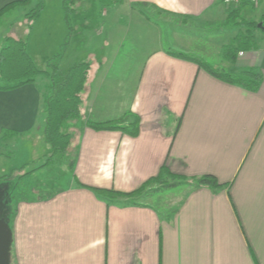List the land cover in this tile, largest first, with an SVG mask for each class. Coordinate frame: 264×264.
Listing matches in <instances>:
<instances>
[{
  "label": "crops",
  "instance_id": "obj_1",
  "mask_svg": "<svg viewBox=\"0 0 264 264\" xmlns=\"http://www.w3.org/2000/svg\"><path fill=\"white\" fill-rule=\"evenodd\" d=\"M24 1L0 0V12ZM33 1L15 6L26 7ZM102 8V17H78L75 25L66 17H47V46L31 52L27 43V52L41 70L53 59L61 65L72 33L81 29V39L88 33L94 39V34L102 37L107 27L119 32L129 25L118 13H134L129 23L148 38L142 52L128 49L125 68L142 71L137 89L128 101L116 93L86 94L88 86L98 83L100 88L105 83L126 49L113 32L106 41L111 57L91 68L82 94L89 115L97 108L100 114L96 121L87 119L71 143L68 186L49 198L18 205L10 225L11 264H264V33L254 32L256 49L243 51L234 63L224 59L226 69L214 67L235 75L249 69L260 73L259 90L251 92L172 54L206 61L203 52L196 55L197 35L217 36L215 47L221 54L246 31V26L228 25L231 12L222 0H119L108 10ZM10 9L0 17L8 16ZM239 16L245 22H259L264 3L258 8L244 6ZM44 18L41 14L32 27L45 25ZM163 25L177 36L178 45L176 41L169 45ZM60 43L63 48L58 54L53 46ZM84 55L81 62L93 57L86 51ZM99 67L103 71L108 67L103 78L92 73ZM49 86L48 79L39 77L16 90L0 91V143L45 132ZM127 113L140 119L136 137L87 126L88 121L118 120ZM5 133L14 137L3 139ZM50 150L49 146L48 154ZM164 167L185 179H165L176 185L168 192L181 196L173 206L150 202L149 193L135 202L111 201L93 190L133 193L158 177ZM208 175L221 187H197L196 180Z\"/></svg>",
  "mask_w": 264,
  "mask_h": 264
},
{
  "label": "rangeland",
  "instance_id": "obj_2",
  "mask_svg": "<svg viewBox=\"0 0 264 264\" xmlns=\"http://www.w3.org/2000/svg\"><path fill=\"white\" fill-rule=\"evenodd\" d=\"M63 1L64 0H46V7L42 12V17H45V25L39 24L36 28H33L32 24L24 18L26 17V14H28L35 7L36 0L33 1L31 5L26 7L13 6L10 9L8 16L2 18L0 17V50L6 44L4 41L5 37H14L26 41L30 45L31 52H34L35 47L39 49L42 45L47 46L48 32L46 27V18L65 17ZM102 7H105L108 10L111 6L106 7L101 3L99 4L98 2H95V0H80L75 7L76 12L70 16L73 20V24H76V21L79 19L78 17H102ZM109 11L111 13V10ZM146 13L149 17H153L151 11ZM118 14H122V18L126 17L124 18V25L128 23V27L120 29L119 32H115L113 27H107L105 31L106 33H104L102 37L99 38L97 37L98 35L96 36L94 34V39L91 38L90 33L84 34V37H82L83 39H81V29H79L77 30L78 32L72 33L70 37V44L67 47L68 54L64 58L62 64L60 65L59 60H55L52 63L59 68L60 72H66L71 67L81 63L80 58H86L84 55L86 51L88 56L92 53L93 57L82 62H92V67L95 69V65L101 66L103 61L102 58L111 57V48L107 47L106 41H108L109 37H111V33L114 32L117 39H119V44L125 42L124 44L126 45V49L122 51L118 60L119 62H117L114 66L115 68L109 70L110 73L108 74V77L105 78V83H103L100 88L98 83L92 85L91 87L88 86L89 91L87 90L86 94L91 92L93 96H95L96 93L97 96H105L116 93L119 97L124 98L123 101H128V99H131L135 94L138 81L142 74V71L139 69L129 70L125 68L128 66L127 64L130 60L128 49L133 48L136 52H142L148 45V38L145 35L139 34V32L135 30L136 28L129 23L128 17H132L135 15L134 13H122V11H120ZM107 17H119V15H110ZM244 23H246L245 26L250 24V22ZM251 23L260 24L262 23V19L259 22ZM250 27L253 28V26ZM162 28H164L163 32L166 41H168L169 45H171V42H175L177 40V36L173 34L172 30L168 28L167 25H163ZM94 30L96 32V29ZM210 35H197L194 46L196 52H198L196 55L199 56V53L203 52L202 55L208 63L205 60L203 61L207 64L220 69H226L227 67L224 62V57L222 53L220 54L217 52V48L215 47L219 38L217 36L211 37ZM62 44L60 43L58 46H53L54 49L56 48L59 50L57 52L58 54L63 48L61 47ZM142 46L143 48H141ZM145 49H147V47ZM61 55H63V53ZM109 63H111V61ZM107 70L108 67H106V70L104 71L103 67H99L92 71V73L96 72L98 77L103 78L104 75H106V72H109ZM99 80V83L101 84L103 81L102 79ZM97 88L99 89L97 90ZM99 104L100 103H98V106ZM82 110H84V112H82ZM99 111H101L100 108L95 109L94 115L91 116L89 115V109L85 108V104H82L79 119L66 123L63 127V132L73 134V142H75L79 136L77 132L81 129V125L87 119L96 121L98 115L100 114ZM49 146L50 145L47 143L45 132H42L41 135L36 132L29 137L27 136L18 140V142L13 141L0 143V213L7 218L10 225L16 217L17 208L21 202L33 200L34 198H49L57 191L64 190L68 186L70 177L68 165L72 155L68 152L66 159L56 158V160L46 166L50 158L47 152V150H49ZM4 172H16L17 175L14 176L11 174L7 177ZM21 172H24V174L29 173V175L21 177ZM158 185L159 184L156 183L147 187L137 197L140 198L142 195L144 196L149 193L150 196L146 198H148L150 202L152 200L155 201V203L161 207L173 206V204L180 200L181 196H177L176 193L171 194L170 191L168 192V188L164 191L165 188L163 186L160 188ZM143 200H145V198ZM132 201H137V198Z\"/></svg>",
  "mask_w": 264,
  "mask_h": 264
},
{
  "label": "trees",
  "instance_id": "obj_3",
  "mask_svg": "<svg viewBox=\"0 0 264 264\" xmlns=\"http://www.w3.org/2000/svg\"><path fill=\"white\" fill-rule=\"evenodd\" d=\"M29 1L30 0H25L21 3L11 4L1 11L0 15L15 5L27 4ZM79 1L80 0L63 1V9L68 23H70L71 20L70 16L76 12L75 7ZM99 2L106 7H110L118 4L119 0H99ZM247 5L248 4L244 3L240 9L232 12L230 11L229 26L240 27L246 25L243 18L239 16V12ZM45 7L46 0H37L35 7L26 15L27 20L33 25L41 16ZM260 24H262V28H259ZM260 24L250 22V24L246 26V31H241L229 46L224 47L222 49L224 59L234 63L241 52L256 49L253 34L258 30L264 33V16ZM250 26H253V28ZM5 43L4 48L0 52V91L16 90L25 85L34 83L39 77H44L49 80V93L44 101V114L46 116L45 135L51 150L49 153L50 158L46 166L56 160V158L66 159L74 136L71 133H64L63 127L66 123L79 119L81 115V106L83 104L82 94L86 89L91 74V63H78L62 73L56 65H53V59L48 63L46 70H41L36 66L33 59L28 54L26 41L8 37ZM172 54L178 58L198 64L201 69L226 83L243 86L251 92H257L262 82L261 74L254 69L242 71L235 75L226 73L224 70L215 69L198 57L178 52H173ZM132 118L133 121L126 126L125 123L131 121ZM87 126L96 131H122L132 137H136L139 134L140 119L137 115H133V113H127L118 120L101 123L88 121ZM10 137L12 138L14 135L9 133L3 135V139H8ZM26 175H29V173ZM164 177L165 179L173 181L185 180L182 177L172 175L167 168L164 167L158 177L150 179L141 189L133 193H120L103 189L93 190L111 201L119 198L133 200L147 187L156 183L162 185L164 188L176 186L170 185L169 181L165 180L164 182ZM195 184L197 187H221L218 180L210 175L197 179ZM82 187L84 186L82 185Z\"/></svg>",
  "mask_w": 264,
  "mask_h": 264
},
{
  "label": "water",
  "instance_id": "obj_4",
  "mask_svg": "<svg viewBox=\"0 0 264 264\" xmlns=\"http://www.w3.org/2000/svg\"><path fill=\"white\" fill-rule=\"evenodd\" d=\"M262 28V25L259 26ZM13 231L9 221L0 213V264H11Z\"/></svg>",
  "mask_w": 264,
  "mask_h": 264
},
{
  "label": "built area",
  "instance_id": "obj_5",
  "mask_svg": "<svg viewBox=\"0 0 264 264\" xmlns=\"http://www.w3.org/2000/svg\"><path fill=\"white\" fill-rule=\"evenodd\" d=\"M223 4L229 11H236L242 7L244 3L248 4L249 6L253 8H258L260 7L263 3L264 0H222ZM244 53L241 52L240 56H243Z\"/></svg>",
  "mask_w": 264,
  "mask_h": 264
},
{
  "label": "flooded vegetation",
  "instance_id": "obj_6",
  "mask_svg": "<svg viewBox=\"0 0 264 264\" xmlns=\"http://www.w3.org/2000/svg\"><path fill=\"white\" fill-rule=\"evenodd\" d=\"M5 211H6V208H5Z\"/></svg>",
  "mask_w": 264,
  "mask_h": 264
}]
</instances>
